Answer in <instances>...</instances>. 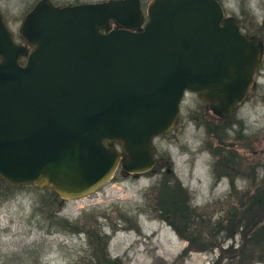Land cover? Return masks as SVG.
Listing matches in <instances>:
<instances>
[{"label":"water","instance_id":"water-1","mask_svg":"<svg viewBox=\"0 0 264 264\" xmlns=\"http://www.w3.org/2000/svg\"><path fill=\"white\" fill-rule=\"evenodd\" d=\"M17 32L0 13V177L67 198L149 170L185 91L225 119L263 51L218 0H36Z\"/></svg>","mask_w":264,"mask_h":264},{"label":"rangeland","instance_id":"rangeland-1","mask_svg":"<svg viewBox=\"0 0 264 264\" xmlns=\"http://www.w3.org/2000/svg\"><path fill=\"white\" fill-rule=\"evenodd\" d=\"M35 1L0 0L17 42L18 24ZM148 1L140 0L143 11ZM218 1L242 32L262 41L261 60L242 100L220 119L207 101L185 91L171 129L151 139L153 166L139 173L117 166L98 188L79 197H61L31 182L9 185L0 177V264H212L228 248L217 264H236L233 249L241 246L240 264H264V0ZM167 184L182 189L181 203L172 206L161 198ZM251 198L257 205L245 207L231 231V206L248 205ZM219 221L222 229L210 234ZM209 240L216 245L202 248Z\"/></svg>","mask_w":264,"mask_h":264},{"label":"trees","instance_id":"trees-1","mask_svg":"<svg viewBox=\"0 0 264 264\" xmlns=\"http://www.w3.org/2000/svg\"><path fill=\"white\" fill-rule=\"evenodd\" d=\"M141 5H142V3H141ZM1 180L4 182L5 180L4 179H2L1 178ZM6 182V181H5ZM7 183V182H6ZM9 185H14V186H17L18 184H16V183H8ZM20 184V183H19ZM167 185H169V184H167ZM178 185V184H177ZM177 185H175V187H174V184L171 186V185H169V186H167V189L166 188H164L163 187V194L161 195V198H163V200L166 202V203H170L172 206H175V205H177L176 203H178V201L181 203V201L179 200V197H181V199H182V197H183V195H182V189L180 188V187H178ZM229 185L231 186V189H233L234 187V185L232 184V182H229ZM174 187V188H173ZM180 188V189H179ZM165 189V190H164ZM51 194H52V196H54V198H56L57 199V195H56V193L55 192H53V191H51ZM255 200H254V198H251V200H250V203L248 204V205H245V203L243 202V201H241L240 202V205L238 206V205H235V204H233L232 206H231V208H233V210L232 211H230V215H229V225H230V229H231V231H233L234 229H235V227L237 226V224L238 223H240L242 220H243V216H244V211L246 210V208L248 209V208H250V207H255L256 205L255 204H252L253 202H254ZM243 204V205H242ZM246 207V208H245ZM182 209L183 208H180L179 209V213L182 215ZM184 213H185V217H188V215H189V213H186V210H184L183 209V216H184ZM257 214H259V212H257ZM171 218V223L173 224V226L175 227V229L177 230V231H179V234H184V233H182L181 232V230L176 226V225H174V223H173V221H172V217H170ZM187 222V221H186ZM213 226H211L210 228H211V233L210 234H212V235H214V233H216L218 230H220V229H222V224L220 223V221L219 222H216V224H212ZM227 228V227H226ZM229 228V227H228ZM229 229V230H230ZM192 242H193V240H192ZM216 240L214 241V240H209L207 243H203V247L202 248H210L212 245H216ZM201 244H202V242H201ZM218 244V243H217ZM187 249H183V251L185 252ZM238 251V256H237V261H236V264H240L239 263V260H241V257H242V246L240 247V248H236V249H233V252L234 251ZM229 251V248L228 249H221V253H219V257L215 260V261H213L212 262V264H217L218 262H219V258L222 256V253L224 252V253H227ZM228 257H231V256H228ZM231 258H229V260L228 261H231L230 260ZM225 264H231L230 262H227V263H225Z\"/></svg>","mask_w":264,"mask_h":264},{"label":"flooded vegetation","instance_id":"flooded-vegetation-1","mask_svg":"<svg viewBox=\"0 0 264 264\" xmlns=\"http://www.w3.org/2000/svg\"><path fill=\"white\" fill-rule=\"evenodd\" d=\"M67 4H68V3H67ZM21 41H22V40H21ZM24 60H25V57H24V56L19 57V62H20V63H23ZM257 165H259L260 167L263 166V164H262L261 162H257ZM261 169H262V168H261ZM263 169H264V167H263ZM221 176H222V175H219V176L215 177V178H214L215 182L218 181V180L220 179Z\"/></svg>","mask_w":264,"mask_h":264}]
</instances>
